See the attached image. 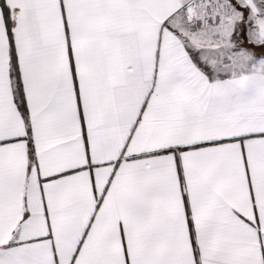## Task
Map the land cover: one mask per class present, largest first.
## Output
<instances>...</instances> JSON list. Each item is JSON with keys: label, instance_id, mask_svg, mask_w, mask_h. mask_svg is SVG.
I'll use <instances>...</instances> for the list:
<instances>
[{"label": "snow or ice", "instance_id": "snow-or-ice-1", "mask_svg": "<svg viewBox=\"0 0 264 264\" xmlns=\"http://www.w3.org/2000/svg\"><path fill=\"white\" fill-rule=\"evenodd\" d=\"M0 264H264V0H0Z\"/></svg>", "mask_w": 264, "mask_h": 264}]
</instances>
